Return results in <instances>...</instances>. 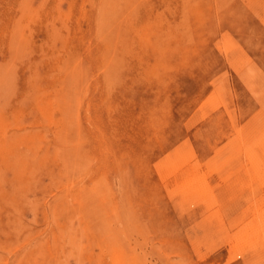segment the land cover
<instances>
[{
    "label": "rangeland",
    "instance_id": "374dc122",
    "mask_svg": "<svg viewBox=\"0 0 264 264\" xmlns=\"http://www.w3.org/2000/svg\"><path fill=\"white\" fill-rule=\"evenodd\" d=\"M171 1L0 0V264H264V0Z\"/></svg>",
    "mask_w": 264,
    "mask_h": 264
},
{
    "label": "bare ground",
    "instance_id": "6f19581e",
    "mask_svg": "<svg viewBox=\"0 0 264 264\" xmlns=\"http://www.w3.org/2000/svg\"><path fill=\"white\" fill-rule=\"evenodd\" d=\"M103 1H104V0H103ZM106 1H107V0H106ZM172 1H173V0H172ZM172 1H171V3L173 4L174 1H173V2H172ZM177 1H179V0H177ZM95 2H96V0H95ZM165 2H166V1H165ZM175 2H176V0H175ZM152 3H153V2H152ZM162 3H163V1H162ZM228 3H229V2H228ZM87 4H88V3H87ZM158 4H159V3H158ZM84 5H85V4H84ZM124 5H125V4H124ZM156 5H157V4H156ZM260 5H261V4H260ZM125 6H126V5H125ZM159 6H161V5H159ZM172 6H174V5H172ZM227 6H228V5H227ZM227 6H225V7H227ZM84 8H85V7H84ZM223 8H224V7H223ZM82 9H83V8H82ZM113 9H114V8H113ZM113 9H112V11H113ZM119 9H120V8H119ZM155 9H156V8H155ZM163 9H164V8H163ZM156 10H157V9H156ZM145 11H146V10H145ZM163 11H164V10H163ZM184 11H185V10H184ZM67 12H68V11H67ZM85 12H86V10H85ZM114 12H115V11H114ZM118 12H119V11H118ZM198 12H199V11H198ZM240 12H241V11H240ZM149 13H150V12H149ZM255 14H256V13H255ZM255 14H254V15H255ZM23 15H25V13H23ZM63 15H64V14H63ZM150 15H151V13H150ZM197 15H199V14L197 13ZM156 16H157V15H156ZM101 17H102V16H101ZM149 17H150V16H149ZM154 17H155V16H154ZM60 18H61V17H60ZM81 18H82V17H81ZM197 18H198V17H197ZM62 19H63V18H62ZM166 19H167V18H166ZM21 20H22V19H21ZM47 20H48V19H47ZM53 20H54V19H53ZM101 20H102V19H101ZM151 20H152V19H151ZM99 21H100V20H99ZM152 21H153V20H152ZM27 22H28V21H27ZM28 23H29V22H28ZM33 23H34V22H33ZM162 23H163V21H162ZM144 24H145V22H144ZM146 24H147V27H148V22H147ZM77 25H78V24H77ZM103 25H104V24H103ZM47 26H48V24H47ZM50 27H51V26H50ZM52 27H53V26H52ZM138 27H139V25H138ZM164 27H165V26H164ZM79 28H80V27H79ZM56 29H57V27H56ZM3 31H4V30H3ZM55 31H56V30H55ZM227 31H228V30H227ZM4 34H5V33H4ZM216 36H217V35H216ZM136 37H137V36H136ZM134 39H135V38H134ZM137 40H138V39L134 40L135 43H136ZM134 41H133V42H134ZM139 41H140V40H139ZM217 41H219V40H217ZM236 41H237V40H236ZM29 42H30V41H29ZM124 42H125V41H124ZM137 42H138V41H137ZM45 43H46V42H45ZM54 43L56 44V42H54ZM137 44H139V43H137ZM137 44H135V45H137ZM141 47H142V46H140V48H141ZM26 49H27V48H26ZM58 50H59V49H58ZM62 51H64V50H62ZM136 51H137V50H136ZM241 51H242V50H241ZM108 52H109V51H108ZM108 52H107V53H108ZM222 52H223V51H222ZM65 54H66V53H65ZM30 55H31V54H30ZM222 55H223V54H222ZM138 56H139V55H138ZM139 57H140V56H139ZM223 57H224V56H223ZM234 57H236V56H234ZM242 57H243V56H242ZM63 59H64V57H63ZM71 59H72V58H71ZM232 60H233V59H232ZM62 61H63V60H62ZM64 61H65V60H64ZM76 61H77V60H76ZM127 61H128V60H127ZM225 61H226V60H225ZM230 62H231V61H230ZM230 62H228V63H230ZM247 62H248V61H247ZM248 63H249V62H248ZM66 65H68V64H66ZM146 65H147V64H146ZM246 65H247V64H246ZM61 66H62V65H61ZM69 66H70V65H69ZM244 66H245V65H244ZM64 67H65V66H64ZM106 67H107V66H106ZM67 68H68V67H67ZM16 69H17V68H16ZM60 69H61V68H60ZM157 69H158V68H157ZM226 69H227V68H226ZM65 74H66V73H65ZM159 74H160V73H159ZM59 75H60V74H59ZM229 75H230V74H229ZM262 81H263V80H262ZM34 85H35V84H34ZM35 86H36V85H35ZM58 88H59V87H58ZM230 89H231V88H230ZM231 93H232V92H231ZM253 93H254V92H253ZM6 98H7V97H6ZM54 98H55V97H54ZM23 99H24V98H23ZM40 99H42V98H40ZM36 103L38 104V102H36ZM56 103H57V102H56ZM89 103H91V102H89ZM89 103H88V105H89ZM63 104H64V103H63ZM11 105H12V104H11ZM40 105H41V103H40ZM16 106H18V105H16ZM89 106H90V105H89ZM2 108H3V106H2ZM55 108H56V106H55ZM4 109H5V108H4ZM56 109H59V107L56 108ZM62 109H63V108H62ZM224 109H225V107H224ZM260 109H261V108H260ZM225 110H226V109H225ZM227 112H228V111H227ZM257 112H258V111H257ZM77 113H78V112H77ZM255 113H256V112H255ZM253 115H254V114H253ZM256 115H257V114H256ZM89 116H90V115H89ZM254 116H255V115H254ZM258 116H259V115H258ZM194 117H195V116H194ZM190 118H191V117H190ZM192 118H193V117H192ZM258 118H259V117H258ZM258 118H257V119H258ZM261 118H262V117H261ZM20 119H21V117H20ZM56 119H57V118H56ZM56 119H55V120H56ZM88 120H89V119H88ZM189 120H190V119H189ZM248 120H249V119H248ZM250 120H251V119H250ZM259 120H260V119H259ZM187 121H188V120H187ZM86 122H89V121H86ZM197 122H198V121H197ZM247 122H248V121H247ZM12 123H13V122H12ZM78 123H81V122L78 121ZM102 123H103V122H102ZM193 123H194V122H193ZM195 123H196V121H195ZM250 123H251V122H250ZM250 123H248V124L250 125ZM259 123H260V122H259ZM56 124H57V123H56ZM243 124H244V123H243ZM261 124H262V123H261ZM14 125H15V123H14ZM58 125L60 126V123H59ZM188 125H189V124H188ZM190 125H192V124H190ZM249 125H248V126H249ZM252 125H253V124H252ZM78 126H79V124H78ZM90 126H91V125H90ZM242 126L244 127V125H242ZM14 127H15V126H14ZM91 127H92V126H91ZM190 127H191V126H190ZM253 127H254V125H253ZM259 127H260V126H259ZM263 127H264V126H263ZM20 128H21V127H20ZM193 128H194V127H193ZM249 128H250V127H249ZM251 128H252V127H251ZM16 129H17V128H16ZM18 129H19V128H18ZM59 129H60V127H59ZM79 129H80V128H79ZM186 129H187V128H186ZM242 129H243V128H242ZM247 129H248V128H247ZM257 129H258V128H257ZM257 129H256V130H257ZM259 129H260V128H259ZM31 130H32V129H31ZM31 130H30V131H31ZM36 130H37V129H36ZM55 130H56V129H55ZM96 130H97V129H96ZM236 130H237V129H236ZM238 130H239V129H238ZM252 130H253V129H252ZM254 131H255V130H254ZM261 131H262V130H261ZM252 132H253V131H252ZM262 132H263V131H262ZM93 133H94V132H93ZM242 133H243V132H242ZM242 133H241V134H242ZM18 134H19V133H18ZM99 134H100V133H99ZM235 134H237L236 131H235ZM255 134H256V132H255ZM257 135H259V134H257ZM257 135H255V136H257ZM187 136H188V135H187ZM250 136H251V135H250ZM253 136H254V135H253ZM259 136H260V137H258V138L260 139V138H261V135H259ZM3 137H4V136H3ZM11 138H12V137H11ZM100 138H101V137H100ZM234 138H235V137H234ZM17 139H18V138H17ZM179 139H180V138H179ZM186 139H187V137H186ZM186 139H185V140H186ZM188 139H190V138H188ZM188 139H187V141H188ZM30 140L33 141V139H30ZM78 140H79V139H78ZM247 140H248V139H247ZM247 140H246V141H247ZM249 140H251V139H249ZM260 140H261V139H260ZM183 141H184V140H183ZM183 141H182V142H183ZM187 141H186V143H187ZM189 141H191V140H189ZM263 141H264V140H263ZM15 142H16V141H15ZM102 142H103V141H102ZM182 142H181V143H182ZM250 142H251V141H250ZM7 143H8V141H7ZM9 143H10V142H9ZM18 143H19V142H18ZM179 143H180V142H179ZM184 143H185V142H184ZM190 143H191V142H190ZM248 143H249V142H248ZM254 143H256V142L254 141V142L251 143V144L254 145ZM14 144H15V143H14ZM16 144H17V143H16ZM182 144H183V143H182ZM258 144H259V143H258ZM17 145L19 146V145H21V144H17ZM22 145H23V144H22ZM24 145H25V144H24ZM185 145H186V144H185ZM246 145H247V144H246ZM260 145H261V144H260ZM10 146H11V144H10ZM12 146H13V145H12ZM181 146H182V145H181ZM190 146H193V145H190ZM250 146H251V145H250ZM250 146H247V147H250ZM256 146H257V145H256ZM256 146H255V147H256ZM262 146H264V145H262ZM173 147H174V146H173ZM173 147H172V149H173ZM179 147H180V146H179ZM182 147H183V146H182ZM242 147H243V146H242ZM245 147H246V146H245ZM251 147H252V146H251ZM21 148H22V146H21ZM25 148H26V145H25ZM184 148H185V147H184ZM188 148H190V147L188 146ZM192 148H193V147H192ZM259 148H260V147H259ZM178 149H179V148H178ZM243 149H244V148H243ZM257 149H258V148H257ZM180 150H181V149H180ZM189 150H190V149H189ZM189 150H188V151H189ZM250 150H251V149H250ZM26 151H27V150H25V152H26ZM176 151H177V150H176ZM176 151H175V152H176ZM188 151H186V152H184V153H187ZM190 151H192V150H190ZM168 152H169V151H168ZM172 152H173V151H172ZM212 152H213V151H212ZM261 152H262V150H261ZM263 152H264V151H263ZM263 152H262V153H263ZM41 153H42V152H41ZM181 153H182V150H181ZM194 153H196V152H194ZM194 153H193V156L195 155ZM26 154H27V153H26ZM166 154H167V153H166ZM171 154H172V153H171ZM171 154L169 153V155H171ZM178 154H179V153H178ZM189 154H190V153H189ZM191 154H192V152H191ZM186 155H187V154H186ZM186 155H185V156H186ZM261 155H262V154H261ZM174 156H176V154H174ZM180 156H181V157H185L184 155L182 156L181 154H180ZM193 156H190L191 159H192ZM197 156H198V155H197ZM160 157H161L160 159L164 158V157H162V156H160ZM165 157H166V155H165ZM177 157H178V156H176V158H177ZM237 157H238V156H237ZM24 158H25V157H24ZM59 158H60V157H59ZM91 158H93V156H92ZM171 158L174 159L173 156H172ZM185 158H186V157H185ZM206 158H207V157H206ZM160 159H158V161H159ZM178 159H179V158H178ZM183 159H184V158H183ZM193 159H194V158H193ZM24 160H26V159H24ZM164 160H165V159H164ZM171 160H172V159H171ZM175 160H176V159H175ZM203 160H204V159H203ZM235 160H236V159H235ZM105 161H106V160H105ZM165 161H166V160H165ZM186 161H187V160H186ZM191 161H192V160H191ZM24 162H25V161H24ZM156 162H157V160H156ZM156 162H155V163H156ZM163 162H164V161H163ZM163 162H162V163H163ZM170 162H171V161H170ZM201 162H202V161H201ZM247 162H248V161H247ZM155 163H153V164L155 165ZM158 163H159V164H158ZM158 163H157V164L160 165V162H158ZM162 163H161V164H162ZM165 163H166V162H165ZM181 163H182V162H181ZM31 164H32V163H31ZM179 164H180V163H179ZM151 165H152V164H151ZM169 165H170V164H169ZM184 165H185V164H184ZM200 165H201V164H200ZM218 165H219V164H218ZM162 166H163V165H162ZM178 166H180V165H178ZM182 166H183V165H182ZM185 166H186V165H185ZM191 166H192V165H191ZM249 166H250V164H249ZM153 167H155V166H153ZM158 167H159V166H158ZM160 167H161V166H160ZM160 167H159V168H160ZM176 167H177V165H176ZM180 167H181V166H180ZM180 167H179V168H180ZM183 167H184V166H183ZM214 167H215V166H214ZM20 168H22V167H20ZM181 168H182V167H181ZM205 168H206V167H205ZM250 168H251V167H250ZM250 168H249V170H250ZM165 169H166V168H165ZM170 169H171V168H170ZM200 169H201V168H200ZM200 169H199V170H200ZM228 169H229V168H228ZM247 169H248V168H247ZM4 170H5V169H4ZM87 170H88V169H87ZM174 170H175V169H174ZM210 170H211V169H210ZM251 170H252V169H251ZM156 171H157V170H156ZM263 171H264V170H263ZM22 172H23V171H22ZM171 172H174V171L171 170ZM197 172H198V171H197ZM199 172H200V171H199ZM199 172H198V173H199ZM252 172H253V171H252ZM252 172H251V173H252ZM156 173H157V172H156ZM240 173H241V172H240ZM240 173H237V174L240 175ZM249 173H250V172H249ZM253 173H254V172H253ZM256 173H257V172H256ZM263 173H264V172H263ZM61 174H62V173H61ZM157 174H158V173H157ZM159 174H160V173H159ZM172 174H173V173H172ZM216 174H217V173H216ZM243 174H244V173H243ZM259 174H260V173H259ZM161 175H162V174H161ZM165 175H166V174H165ZM198 175H199V174H198ZM235 175H236V174H235ZM241 175H242V174H241ZM250 175H251V174H250ZM205 176H206V175H205ZM236 176H237V175H236ZM247 176H248V175H247ZM251 176H252V175H251ZM254 176H255V175H254ZM78 177H79V176H78ZM200 177H201V176H200ZM215 177H216V176H215ZM229 177H230V176H229ZM234 177H235V176H234ZM240 177H241V176H240ZM258 177H259V176H258ZM75 178H76V177H75ZM163 178H164V177H163ZM165 178H166V177H165ZM169 178H170V177H169ZM181 178H182V177H181ZM201 178H202V177H201ZM241 178H242V177H241ZM241 178H240V180H241ZM246 178H247V177H246ZM79 179H80V178H79ZM83 179H84V178H83ZM173 179H174V178H173ZM234 179H235V178H234ZM236 179H238V177H237ZM236 179H235V180H236ZM244 179H245V177H244ZM250 179H251V178H250ZM250 179H249V180H250ZM254 179H255V178H254ZM161 180H162V179H161ZM215 180H216V179H215ZM229 180H230V179H229ZM229 180H228V181H229ZM238 180H239V179H238ZM238 180H236V182H237ZM246 180H248V179H246ZM246 180H245V181H246ZM258 180H259V179H258ZM173 181H174V180H173ZM231 181H232V180H231ZM252 181H253V180H252ZM256 181H257V180H256ZM256 181H255V182H256ZM220 182H221V181H220ZM236 182H234V183H236ZM241 182H242V185H243V184H247V183H243V181H241ZM247 182H249V181H247ZM259 182H260V181H259ZM80 183H81V182H80ZM161 183H162V182H161ZM163 183H164V185H165V182H163ZM180 183H181V182H180ZM182 183H183V182H182ZM227 183H228V182H227ZM252 183H253V182H252ZM168 184H169V183H168ZM176 184H178V183H176ZM186 184H187V183H186ZM197 184H198V183H197ZM197 184L195 183V185H197ZM225 184H226V183H225ZM232 184H233V183H232ZM232 184H231V185H232ZM253 184H254V183H253ZM71 185H72V184H71ZM117 185H118V184H117ZM173 185H174V184H173ZM80 186H81V185H80ZM192 186H193V185H192ZM205 186H206V184H205ZM210 186H211V185H210ZM235 186H236V185H235ZM239 186H240V185H239ZM239 186H238V187H239ZM243 186H244V185H243ZM243 186H241V187H243ZM247 186H248V185H247ZM67 187H68V186H67ZM92 187H93V186H92ZM194 187H195V186H194ZM219 187H221V186H219ZM219 187H218V188H219ZM222 187H223V186H222ZM233 187H234V186H233ZM64 188H65V187H64ZM70 188H71V186H70ZM167 188H168V187H167ZM205 188H207V187H205ZM223 188H224V187H223ZM227 188H228V187H227ZM229 188H230V185H229ZM229 188H228V189H229ZM231 188H232V187H231ZM234 188H235V187H234ZM246 188H247V187H246ZM66 189H67V188H66ZM171 189H172V188H171ZM174 189H175V188H174ZM176 189H177V188H176ZM179 189H180V188H179ZM202 189H203V188H202ZM202 189H201V191H202ZM228 189H227V190H228ZM240 189H241V188H240ZM243 189H244V188H243ZM189 190H190V189H189ZM189 190H188V191H189ZM205 190H206V189H205ZM205 190H204V191H205ZM210 190H211V189H210ZM220 190H221V189H220ZM234 190H235V189H234ZM78 191H79V190H78ZM173 191H174V190H173ZM184 191H185V190H184ZM191 191H192V190H191ZM207 191H208V190H207ZM218 191H219V190H217V193H218ZM230 191H232V190H231V189L229 190V194H230ZM236 191H237V190H236ZM244 191H245V190H244ZM75 192H76V190H75ZM120 192H121V191H120ZM180 192H182V190H181ZM196 192H199V190H198V191L196 190ZM215 192H216V191H215ZM215 192H214V194H216ZM219 192H220V191H219ZM226 192H227V191H226ZM176 193H177V192H176ZM189 193H190V192H189ZM189 193H188V194H189ZM191 193H192V192H191ZM199 193H200V192H199ZM208 193L210 194V192H208ZM211 193H212V192H211ZM223 193H224V192H223ZM223 193H222V194H223ZM195 194H196V193H195ZM197 194H198V193H197ZM209 194H208V195H209ZM226 194H227V193H225V196H227ZM229 194H228V196H229ZM232 194H233V192H232ZM57 195H58V194H57ZM74 195H75V194H74ZM167 195H168V194H167ZM183 195H184V194H183ZM183 195H182V196H183ZM185 195H186V194H185ZM198 195H199V194H198ZM202 195H203V194H202ZM205 195H206V194H205ZM234 195H235V194H234ZM238 195H239V194H238ZM55 196H56V195H54L53 198H54ZM182 196H180V197H182ZM192 196H193V195H192ZM206 196H207V195H206ZM206 196H205V197H206ZM210 196H211V194H210ZM231 196H232V195H231ZM236 196H237V195H236ZM201 197H202V196H201ZM215 197H217V195H215ZM194 198H195V197H194ZM222 198H223V197H222ZM227 198H228V197H226V200H228ZM234 198H235V197H234ZM114 199H115V198H114ZM196 199H197V198H196ZM217 199H218V198H217ZM230 199H232V198H230ZM200 200H201V199H200ZM205 200H206V199H205ZM210 200H211V198L209 199V201H210ZM218 200H220V199H218ZM222 200H223V199H222ZM194 201H195V200H194ZM202 201H204V200H201V202H202ZM216 201H217V200H216ZM223 201H225V200H223ZM223 201H222V202H223ZM176 202H177V201H176ZM199 202H200V201H199ZM207 202H208V201H207ZM228 202H229V201H228ZM47 203H48V202H47ZM177 203H178V202H177ZM202 203H203V202H202ZM204 203H205V201H204ZM208 203L210 204V202H208ZM215 203H216V202H215ZM220 203H221V201H220ZM224 203H225V202H224ZM48 204H49V203H48ZM178 204H179V203H178ZM180 204H181V203H180ZM188 204H189V203H188ZM206 204H207V203H206ZM212 204H213V202H212ZM226 204H227V203H225L224 206H226ZM253 204H254V202H253ZM191 205H192V204H191ZM204 205H205V204H204ZM247 205H248V204H247ZM262 205H263V204H262ZM48 206H49V205H48ZM178 206H179V205H178ZM211 206H212V205H211ZM214 206H215V205H214ZM224 206H222V207H224ZM254 206H255V204H254ZM256 206H257V205H256ZM257 207H258V206H257ZM208 208H210V207L208 206ZM212 208H213V207H212ZM220 208H221V207H220ZM260 208H261V207H260ZM47 209H49V207H48ZM189 209H190V208H189ZM245 209H246V208H245ZM209 210H210V209H209ZM209 210H208V211H209ZM212 210H213V209H212ZM248 210H249V209H248ZM253 210H254V209H253ZM49 211H50V210H49ZM255 211H256V210H255ZM207 213H208V212H207ZM56 214H57V213H56ZM205 214H206V213H205ZM242 215H244V214H242ZM257 215H258V214H257ZM50 216H51V215H50ZM57 216H58V215H57ZM175 216H176V215H175ZM175 216H174V217H175ZM202 216H203V215H202ZM249 216H250V215H249ZM247 217H248V214H247ZM238 218H239V216H238ZM174 220H175V219H174ZM227 220H228V219H227ZM239 220H240V219H239ZM61 222H62V221H61ZM263 222H264V221H263ZM232 223H233V222H232ZM232 223H231V224H232ZM227 224L229 225V222H228ZM249 225H250V224H249ZM249 225H248V226H249ZM189 226H190V225H189ZM245 227L248 228L247 226H245ZM67 228H68V227H67ZM195 228H196V227H195ZM246 228H245V230H246ZM72 229H73V228H72ZM90 231H91V230H90ZM192 231H193V230H192ZM229 231H230V230H229ZM245 232H246V231H245ZM236 233H237V232H236ZM80 236H81V235H80ZM196 236H197V235H196ZM239 236H240V235H239ZM68 238H69V236H68ZM101 238H102V237H101ZM195 238H196V237H195ZM51 239H52V238H51ZM195 240H196V239H195ZM106 242H107V241H106ZM44 243H45V242H44ZM26 244H27V243H26ZM26 244H25V245H26ZM49 245H50V244H49ZM103 245H104V244H103ZM14 246H15V244H14ZM28 246H29V245H28ZM99 246H100V245H99ZM221 246H222V245H221ZM190 247H191V246H190ZM201 247H202V244H201ZM212 248H213V247H212ZM212 248H211L210 250H212ZM17 249H18V248H17ZM222 249H223V248H222ZM104 251H105V250H104ZM113 251H114V253H115V254L113 253L114 256H115L116 253H117L118 251H117V252H115L116 250H113ZM213 251H214V249H213ZM142 252H143V251H142ZM257 252H258V251H257ZM15 253H16V252H15ZM212 253H213V252H212ZM99 254H100V253H99ZM143 254H144V253H143ZM193 255H194V254H193ZM116 256H117L116 258H118V259H117L118 261H122V259L119 260L118 253H117ZM19 258H20V257H19ZM114 258H115V257H114ZM54 259H55V258H54ZM64 259H65V258H64ZM64 259H63V260H64ZM69 259H71V258H69ZM244 259H245V258H244ZM60 260H61V259H60ZM134 260H135V259H134ZM8 261H9V260H8ZM139 261H140V260H139ZM17 263H18V262H17ZM100 264H101V263H100ZM102 264H103V263H102ZM114 264H115V263H114ZM119 264H124V263H119Z\"/></svg>",
    "mask_w": 264,
    "mask_h": 264
},
{
    "label": "crops",
    "instance_id": "0c3cea01",
    "mask_svg": "<svg viewBox=\"0 0 264 264\" xmlns=\"http://www.w3.org/2000/svg\"><path fill=\"white\" fill-rule=\"evenodd\" d=\"M224 144H217V146H223ZM206 153H207V157L209 156V154H210V149H206Z\"/></svg>",
    "mask_w": 264,
    "mask_h": 264
}]
</instances>
